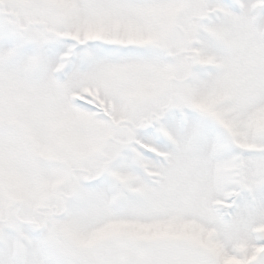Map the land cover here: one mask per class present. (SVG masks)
Masks as SVG:
<instances>
[{"label": "snow or ice", "instance_id": "obj_1", "mask_svg": "<svg viewBox=\"0 0 264 264\" xmlns=\"http://www.w3.org/2000/svg\"><path fill=\"white\" fill-rule=\"evenodd\" d=\"M0 264H264V0H0Z\"/></svg>", "mask_w": 264, "mask_h": 264}]
</instances>
